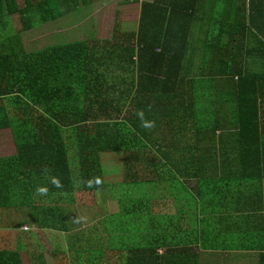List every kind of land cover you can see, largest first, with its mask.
I'll list each match as a JSON object with an SVG mask.
<instances>
[{
    "label": "trees",
    "instance_id": "trees-1",
    "mask_svg": "<svg viewBox=\"0 0 264 264\" xmlns=\"http://www.w3.org/2000/svg\"><path fill=\"white\" fill-rule=\"evenodd\" d=\"M227 1L143 3L137 33L123 36L120 10L112 41H94L92 46L74 42L28 53L24 32L16 28L13 17L19 14L24 31H29L86 7L90 0H24V6L18 0H0V130L8 129L17 147V155L0 160V211L7 215L21 209L39 228L63 234L67 248L55 252L57 264H85L89 259H104L106 264H185L200 258L190 233L182 230L192 227V220L181 211L169 216L151 208L161 191L159 162L171 160L177 152L188 157L184 169L197 178L195 206L220 216L202 222L199 228L213 227L197 235V241L213 237L217 243L213 250L258 257L264 264V73H240L234 97L230 93L235 105L218 102L210 108L194 105L195 95L203 93L195 92V81L186 72L177 69L174 74L170 69L172 62L181 63L187 47L210 52L214 63L227 64L230 38L234 43L244 28L239 15L230 29L224 25L220 6ZM250 1L246 31L250 26L259 31L252 19L258 6L263 17L264 0ZM249 57L254 61V55ZM120 66L134 79L119 90L120 78L107 81L104 72ZM219 72L206 78L219 77ZM138 109H145L156 125L167 118L162 123L171 126L168 135H144L135 115ZM192 114L198 117L193 131L188 120L179 119ZM113 152L124 157L133 185L146 187V199L121 202L119 212L100 210L94 225L106 236L98 237L102 246L97 247L93 228L74 234L65 216L72 211L75 194L109 193L102 157ZM52 177L60 178L62 189L52 186ZM94 177L102 184L86 187ZM38 186H47L48 195H36ZM231 212L233 216L223 218ZM27 239L31 238L18 237L13 251L0 245V264H23L20 249L25 243L31 246ZM30 260L47 264L43 254Z\"/></svg>",
    "mask_w": 264,
    "mask_h": 264
},
{
    "label": "crops",
    "instance_id": "crops-1",
    "mask_svg": "<svg viewBox=\"0 0 264 264\" xmlns=\"http://www.w3.org/2000/svg\"><path fill=\"white\" fill-rule=\"evenodd\" d=\"M155 0H130L129 3L130 6H134L136 10L140 11L139 18L135 21V25L133 28H131L130 24L127 22L123 23L122 27V32L123 36L129 35L131 33H137L140 27V20H141V15H142V10H143V3H148V2H154ZM263 2V17L260 14L261 10L259 9L260 1L255 2L258 6L255 9L254 13V18L252 19L255 23V25L258 26L259 31L256 28H251V26L248 28L246 31V24L247 22H250L249 19V13H250V0H228L227 5H221L220 8L223 10V15L224 18V25L227 27V29H230V26L235 23V17L237 15L240 16V20L243 21L244 28L242 27L241 32L243 35H239L238 40L233 41L234 43H231V38L229 41V47H228V52H227V64H221L220 62L214 63L213 59L214 57L210 54V52H197L194 51L193 48L186 49L184 59L180 62H172L170 64V69L171 71L176 74V70H182L183 73L186 72L187 75H189L190 79L194 80V86L196 87V91L198 92L201 90L203 94L201 96L195 95L194 100L192 103L196 106L198 105H203L202 107H210L218 105V102L221 104H234L235 105V99L232 98L234 97L233 94L236 93V86L237 82L239 80V74L240 73H245V72H261L264 73V23H263V18H264V1ZM132 6V7H133ZM120 11V10H119ZM118 11V12H119ZM128 28L127 30H124ZM263 31V33L261 32ZM219 36V30L216 28L215 31V37L217 38ZM191 37V35H190ZM193 37V36H192ZM113 40V38H112ZM102 42V41H100ZM175 51L177 53H180L181 50L180 48H175ZM238 51H239V56H238ZM253 51V52H251ZM253 53V54H252ZM254 55L255 59L252 61V57L250 58L249 56ZM242 56V58H240ZM234 57V58H232ZM219 70L226 71V74L224 72H219ZM105 70L104 74L109 75L107 77L108 80H113L120 78L122 82H117V87L118 89H124L128 87L129 84L132 83V80L134 79L133 76L129 72H125L122 69V66L117 67V68H112L110 71L106 72ZM216 72L218 73L219 77L216 78H206L207 75L214 74L216 75ZM220 74H224V78L220 77ZM131 78V79H129ZM217 82L211 83L212 81ZM172 88H175V86L172 85ZM181 89V87H180ZM136 92V89H135ZM232 94V96L230 95ZM119 95V94H118ZM133 102L132 98L130 99L128 104H131ZM198 115V113H196ZM190 115V114H189ZM209 118H213L212 114L209 115ZM195 116L192 114V117H180L179 119H186L189 122H186L188 125H190V130H197V122L198 117L194 120ZM125 116L121 115L120 119H124ZM126 120V119H124ZM167 118H163L158 120V123L156 127L153 130H156L157 133H155L153 130L149 131L143 128V133L144 135L147 134H155L159 135L162 133H166L168 135V130L171 128V126L167 124H164L162 122H165ZM175 123V122H174ZM174 130L177 129L176 126L172 127ZM135 131V129H133ZM193 135V134H190ZM178 150H174V152H177ZM197 151V150H194ZM109 154V153H106ZM17 155V147H16V152L10 153L7 156H0V160L3 158H9L11 156ZM105 155V154H104ZM191 159V158H190ZM123 163V170H124V179L127 181L126 185L122 186V189L124 190L123 196L119 198L124 199L126 198L127 200H131L128 202H136L142 199H146V187L143 189H139L133 185V178L134 176H131L130 178H127L126 176V169H125V161H122ZM190 163L188 161V157H184L183 153H174L171 160L167 161H162L159 162L161 167L159 168V200L160 202H170L172 206L174 207V211L172 213H167L164 212V215H169V216H177L178 211H181L184 213L185 218H189L192 220V227L189 228H183L182 230L184 233H190V238H193L194 241V247L196 251L200 252L201 257L197 259H190L189 262L185 264H260V260L258 257H252V258H245V257H237L234 253H222L218 252L216 250L217 248V243L213 241V237H207L206 241H197V235L201 234L202 231L205 229L206 231L212 230L211 228H199L202 222L205 219H213L214 221H217L220 216H217L212 212L211 209L207 210L206 212H203L202 209L199 206H195L194 200L196 201L197 199V190H196V185H197V178L193 174L192 171L187 172L184 169L187 168V164ZM224 165L226 167H230L229 162H225ZM236 166L238 164H235ZM146 165H144L145 168ZM189 168H193L190 166ZM151 170L152 168L149 167ZM164 170V173L161 171ZM104 171V178L106 183L109 185V193H85L87 197L91 200H100V202L105 200L104 202V209L109 208L110 206L107 207V203L110 200H113V193H115V182L110 179L109 175L107 174L106 170L103 169ZM150 176V174L148 175ZM126 177V178H125ZM84 194V192L75 194L80 195ZM93 194V195H92ZM92 195V196H91ZM108 195V196H107ZM75 199V203L72 208H76L78 206L84 208L87 210L84 206H81L78 204V198ZM98 204H101V203ZM106 205V206H105ZM90 208H94L93 205H89ZM112 211V210H110ZM2 210L0 211V217H6V218H13L16 216H22V210L21 209H16L13 210L10 213L7 212V215H1ZM227 216H223V218H230L231 216L234 215V213H229L225 214ZM15 225L12 222H10L8 225H1L0 226V234H2V238L7 240H10V242H5L8 245H11L10 251L17 250V238L18 237H30L31 239V246L30 249H28V243H25L23 247L20 249V253L26 250H30L26 253L29 264H31L30 256L38 255V254H43L45 253L42 251V247L39 246L40 242L44 243L45 241L42 239L44 236H46L49 240L50 236H60L61 242L58 243L59 248L56 250L54 247V250H52L51 255H52V262L54 264H57V262L54 260V255L55 252H59L58 250H66L67 244L65 242V238L63 234L57 233V231L49 230V229H43L39 228L31 219L30 223H20L15 225V228H12V226ZM184 226L188 224H183ZM28 228V233H25L23 230V227ZM3 227H7L4 229ZM101 228V226H97ZM96 225H94L92 228L95 229L96 233H99V228H97ZM31 230V231H29ZM87 230V229H85ZM79 231V230H77ZM82 231V230H81ZM80 231V233H81ZM94 231V230H93ZM92 231V233H93ZM76 233V231H75ZM74 233V234H75ZM83 233V231H82ZM94 246L101 247L102 245L100 243H97L98 237L102 238L103 236H106V233H103V230L101 228L100 230V235H94ZM196 236V238H195ZM195 238V239H194ZM211 239V240H210ZM50 243V242H49ZM52 243H50L51 245ZM46 245V244H45ZM47 246V245H46ZM80 246V245H79ZM106 246V245H105ZM212 248V249H211ZM34 249V250H33ZM103 251V250H102ZM60 253V252H59ZM68 254L67 257H70V253L66 251ZM163 254V251H162ZM63 255V254H61ZM65 256V255H64ZM22 257V254H21ZM47 264H51V261L45 256ZM64 259V258H63ZM23 261V257H22ZM89 260H85V264H91L88 263ZM169 262H174V259H169ZM90 262H101L102 264H106L104 259H100L98 261L92 260ZM176 262L183 263L180 260L176 259ZM60 264H66V263H60Z\"/></svg>",
    "mask_w": 264,
    "mask_h": 264
},
{
    "label": "rangeland",
    "instance_id": "rangeland-1",
    "mask_svg": "<svg viewBox=\"0 0 264 264\" xmlns=\"http://www.w3.org/2000/svg\"><path fill=\"white\" fill-rule=\"evenodd\" d=\"M21 6H24V0H18ZM130 0H90L89 5L83 8H77L76 12H72L69 15H65L64 17L51 21L46 24L38 25L36 28L24 31V26L22 24L20 15H16L13 17V23L18 30H22L24 32V42L25 48L28 53H33L37 51H41L51 46H59L61 44H69L74 42H89L90 46L94 44V41H112V38L115 33V26L117 24L118 11H122L123 23L127 22L130 24L131 28L134 27L135 21L139 18L140 11L136 10L135 7L130 6ZM128 28L125 27L124 30ZM117 64H120V61H117ZM128 67V65H126ZM131 79V78H129ZM126 125L129 122L126 120L124 123ZM16 152V144L13 141L8 129L0 130V156H7L10 153ZM124 157L120 153H109L105 154L102 157V165L103 169L106 170L110 179L115 182V193H113V200H110L107 203V207L110 206V210L112 212L121 211L122 203L127 200L126 198H119L123 196L124 190L122 189L123 185H126V180L124 179V170L123 163ZM93 195V194H92ZM91 195V196H92ZM78 198V204L84 206V208L78 206L76 208H72V211L67 212L66 214V223L70 226V230L76 231V233H80L82 230L84 234H86L85 229H92L94 224L100 219L96 214L104 209V204H98L100 200H91L87 197V195L80 194L76 195ZM89 205H93L94 208H90ZM106 206V205H105ZM151 208L157 214L164 212L172 213L174 211V207L170 202H163L159 199H155L151 204ZM23 216H16L11 219L6 217H0V226L8 225L10 222L17 225L20 223H30L32 215L29 213L22 212ZM15 225L12 228H15ZM6 229L7 227H3ZM25 226L23 230L25 233H28L25 230ZM79 230V231H77ZM94 235H100L96 233L95 229H93ZM31 231V230H29ZM0 234V245L4 247L6 250L11 249V245H8L5 242H9V240H5L2 238ZM45 242L40 245L43 249L42 251L45 253V256L52 262V250H57L59 248L58 243L61 242L60 236H50L49 240L46 236L42 238ZM52 243L50 245V243ZM47 246H46V245ZM54 247H53V246ZM28 249L32 250L30 247ZM30 250L23 251V264H29L26 253ZM91 264H102L101 262H90Z\"/></svg>",
    "mask_w": 264,
    "mask_h": 264
},
{
    "label": "clouds",
    "instance_id": "clouds-1",
    "mask_svg": "<svg viewBox=\"0 0 264 264\" xmlns=\"http://www.w3.org/2000/svg\"><path fill=\"white\" fill-rule=\"evenodd\" d=\"M147 111L151 112L152 111V106L148 105L147 106ZM137 119L140 121V126L146 130H153L156 127V121L154 119L150 120L147 118L145 109H138L137 112L135 113ZM46 173L50 172L49 169L45 168L44 170ZM51 184L53 187L57 189H62L63 188V183L60 180L59 177H52L51 178ZM100 184H102V180L100 177H94L86 182V187H97ZM49 192V188L47 186H38L35 190V194L38 196H47Z\"/></svg>",
    "mask_w": 264,
    "mask_h": 264
},
{
    "label": "built area",
    "instance_id": "built-area-1",
    "mask_svg": "<svg viewBox=\"0 0 264 264\" xmlns=\"http://www.w3.org/2000/svg\"><path fill=\"white\" fill-rule=\"evenodd\" d=\"M26 229L25 230H28V228L27 227H25Z\"/></svg>",
    "mask_w": 264,
    "mask_h": 264
}]
</instances>
